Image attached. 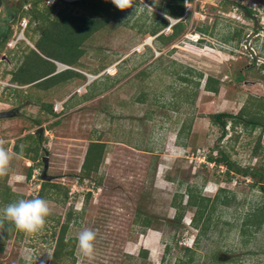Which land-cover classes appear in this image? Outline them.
I'll return each instance as SVG.
<instances>
[{
    "label": "rangeland",
    "instance_id": "374dc122",
    "mask_svg": "<svg viewBox=\"0 0 264 264\" xmlns=\"http://www.w3.org/2000/svg\"><path fill=\"white\" fill-rule=\"evenodd\" d=\"M240 1L253 9L251 18L218 0H185V32L172 45L158 51L154 36L134 26L144 14L142 7L146 2L141 0L142 6L125 9L118 20L86 44L87 51L76 69L91 79L75 77L47 89L20 86L10 80L11 74L4 76L5 70H15L23 62L24 49L18 47L23 41L37 45L45 55H61L49 37L38 39L32 25L24 28L25 39L20 38L12 47L10 43L21 32L23 19L11 24L14 33L0 48V111L18 107L19 113L0 119V147L11 157L7 172L0 175V209L22 197L40 198L45 181L42 156L46 151L48 175L52 176L47 181L58 183V187L49 188L41 197L50 212L39 231L29 234L14 227L6 236L0 249V264H26V255L31 256V264H50L64 223L68 224L66 237L71 239L65 247H73V255L60 257L56 264H176L187 259L185 247L195 250L193 264H264V224L260 230L243 224L248 213L257 208L264 210V189L254 185L251 177L229 179L224 165L207 161L211 151L217 155V150L226 145L236 166L264 165V130L241 125L234 130L228 123L226 136L219 140L222 131L210 118V114L221 111L237 114L249 102L243 113L264 120V0ZM45 2L48 4L47 0L39 1L38 7L42 8ZM20 4L21 0H2L0 24H6L10 11L21 14ZM67 11L82 13L86 8L71 5ZM205 26L211 33L201 35L199 27ZM236 28L243 30L242 39H227L228 32ZM164 30L171 33V24ZM200 36L203 43L198 41ZM148 38L154 56L146 50ZM27 57V68H31L37 57ZM190 69L203 73L197 90L198 78ZM104 73L117 74L111 79L113 82L101 84L108 85L104 91L83 100L79 95L87 91L88 83ZM178 75L193 80L187 84ZM209 75L220 80L217 92L204 87ZM240 75L242 80H238ZM74 93L79 95L67 102ZM47 104H52L57 114L48 112ZM185 116L194 117V123L184 138L187 146L183 147L177 143V133ZM40 128L42 132H38ZM37 135H42L39 141ZM94 138L106 143V152L100 169L86 177L81 166ZM35 145L39 146V153L32 160L29 157L36 156L31 149ZM256 145L260 148L254 156ZM15 146L28 153L22 154ZM153 166L156 180L155 176L151 179ZM195 185L209 197L225 187L227 191L221 196L226 194L230 200L229 204L218 203L212 209L211 227L197 246L199 231L192 222L189 224L195 208L187 207L183 220L178 221L173 200L175 193H185L188 186ZM185 202L186 197L182 204ZM70 211L72 219L68 222ZM0 216L7 219L2 211ZM145 218L151 219L150 226L142 224ZM151 227L156 228L160 238L152 254L148 250L146 258L139 257V252L128 256L134 253L139 234H146ZM84 229L96 233L91 258L82 255L77 246V234ZM166 243L172 249L162 260Z\"/></svg>",
    "mask_w": 264,
    "mask_h": 264
},
{
    "label": "trees",
    "instance_id": "16d2710c",
    "mask_svg": "<svg viewBox=\"0 0 264 264\" xmlns=\"http://www.w3.org/2000/svg\"><path fill=\"white\" fill-rule=\"evenodd\" d=\"M39 1L42 0H34L33 2L31 0H21L20 7L23 8L21 14L17 15V13L14 11H10V13L7 14V17L5 18L6 24H0V48L6 45V43L14 33L13 31H11V24L14 23L17 19H24L25 17H28L29 19L25 18L28 20L27 27L32 25V29V27L35 26L34 29L37 31V33H35L33 30L32 32L35 35L39 34L37 36L40 40L44 39L45 36L49 37L52 40V47L54 49L58 48L61 51V55L59 54L57 56H53L50 53H47L45 55L38 51V49L36 48L37 45L23 41L18 45V47L22 46L24 49L22 50V52L24 53L22 55V57L24 56L23 62L21 61V65L15 70H5L4 76L11 74L10 80L20 86L35 85L38 88L42 89H47L53 87L56 84L67 82L68 80L75 77L86 81L88 79V76L76 69V67L81 66L80 58L87 51L86 44L91 41L92 37L96 33L109 28V26H111V22L113 20H118L121 13H123L125 10H120L116 8L110 2V0H72L71 2H68L67 0H56L53 4L50 5L49 3L46 4L45 2V4L42 5V8L38 7L40 4ZM144 1L148 5L151 4V0ZM218 1L219 3L225 6L231 5L237 7L246 17H250V15L254 13L251 7H248L246 3H242V1L240 0ZM27 4H29L30 7L26 8ZM71 5H81L82 7L86 8V12L72 13L71 11H67L69 6ZM133 5L142 6L141 0H133ZM59 7L60 9H62L60 11H57L53 16L52 12ZM155 8L165 13L166 16L160 14L154 9L152 10L143 6L142 12L144 14L138 17L137 20L139 22L136 23L134 26H138L139 30L142 33L154 36L153 42L155 44L156 49L158 51H163L162 49L165 46L172 45L174 41H176L177 38L185 32L184 30L186 26V21H184V18H182L185 13V0H160L159 5ZM51 15L53 16V18L51 17ZM143 15L144 17H142ZM177 19L180 20L177 21ZM173 20L175 22H173ZM170 24L172 32L167 33L164 29ZM199 33L201 35L211 33L210 28L208 26L199 27ZM242 35L243 30L241 28H236L235 30L228 32L227 39L241 40ZM198 41L200 43H203L204 38H201L200 36ZM146 45V50L151 51L154 56V49L150 45ZM173 49L174 47L172 48V50ZM31 54L37 58L34 59V65L31 66V68H27V62L29 60V57L27 56H30ZM159 59L160 55L156 56V61ZM56 61L67 64L71 67L57 72ZM261 66L264 71V63L261 64ZM173 70L175 71V69ZM190 70L192 73L196 74V78H198L195 82L197 90L200 87L201 79L203 78V73L200 71H194L193 69ZM26 74H28V76H26ZM116 74L110 75L108 73H104V75H101V77L95 79L91 83H88L87 91L85 93L81 95L74 93L69 96L67 102H69L73 98H76L78 95L81 96L83 100H85L99 93L100 91H104L105 87L108 85H104L103 87L101 84H103L104 81L113 82L114 80L111 79L116 78ZM178 78L187 84L191 83L193 80L191 77L186 75H178ZM238 80H242L241 75L238 76ZM219 83V79L209 75L205 80L204 87L208 91L217 92L219 90ZM13 92L21 95L19 93V90L17 89H14ZM261 99L264 101V97ZM251 104L252 102L250 101V105ZM248 106L249 102L245 103L240 112H238L237 114H234L229 111H221L210 114L212 122L217 124L222 131L219 140L226 136L228 132V123L231 124L234 130L237 125H241L245 128L250 129L259 127L264 130V120L259 121L258 119L246 116L243 113V109H247ZM45 109L52 114H57L53 110L52 104H47ZM261 111L262 117H264V108ZM36 122L39 123L40 121L37 120ZM180 123L181 126L178 129V133L176 132L177 143L185 147L187 146L188 142L187 139L184 138H187L189 136L190 130H192L191 128L194 123V117L185 116ZM37 137L39 141L42 135H37ZM228 142L229 141H227V143ZM15 148H17L19 152H22V154L28 153L26 152L27 150L20 151L18 146H15ZM225 148H219L217 150V155H213V151H211L207 156V161L215 163L217 165H224L226 167L225 174L229 177V179L233 178L234 176L251 177L254 185L260 186L262 187V189H264V165L261 164L258 167H251L249 165L236 166L229 157L228 152L225 150ZM259 148L260 146L256 145L253 151L254 156L259 153ZM31 149L34 151L36 156L29 158L35 160L37 159V154L39 153V146L35 145V147H32ZM105 152L106 143L102 141L101 138H94L90 141L83 164L81 166V171L85 174L86 177H90L92 172H97L100 169L102 160L105 156ZM31 172L32 168L30 167L27 175L28 177L31 176ZM57 187L58 183H52L47 180L43 181L42 188L39 192L40 198L46 195V190H48L49 188L57 189ZM226 191L227 189L225 187H221L218 189L214 197H209L206 195H202L199 188H197L195 185L193 187L188 186L185 193H175L173 200L174 205L177 208V212L174 217L178 221L183 220L184 211L187 209V207L195 208L194 215L192 217V223L199 231L198 239L197 241H195L196 246L198 245L201 236L205 235L211 227V222L213 221L211 220L212 209H214L216 204L218 203L226 205L229 204L230 200L227 198L226 194L224 196H221V193ZM67 194L68 192H66V196ZM185 197L186 202L182 204V202H184ZM21 199H23V197ZM72 213L73 211H70L68 214V222L72 219ZM151 222L152 221L150 218H145V220L142 221V224H144L145 226H150ZM243 224L248 226L252 225L254 227V230H260L264 224V210H262V208H257L253 212L248 213L243 221ZM14 227L15 226L11 221L0 216V249L7 240L6 236ZM67 227L68 224L64 223L62 231L56 238L50 264H56L57 260H59L60 257H64L66 255H73V247H71L70 249L68 247H65L71 240L67 239L66 237ZM242 228V231L246 232L244 227ZM171 249L172 245L170 243H166L162 260H164L165 255L169 253ZM185 249L188 253L187 259H180V262L176 264H193L196 261L194 257L195 250L192 247H185ZM147 255L148 250L141 249L138 256L141 258H146ZM128 256L134 257L130 254Z\"/></svg>",
    "mask_w": 264,
    "mask_h": 264
},
{
    "label": "clouds",
    "instance_id": "9594fccd",
    "mask_svg": "<svg viewBox=\"0 0 264 264\" xmlns=\"http://www.w3.org/2000/svg\"><path fill=\"white\" fill-rule=\"evenodd\" d=\"M110 2L120 10L133 7V0H110ZM48 3H51V0H48ZM159 3L160 0H151L150 5L143 3V6L153 10ZM10 159L9 152L0 147V175L7 172ZM0 211H2L4 217L14 224L18 231L31 234L40 230L41 226L45 223L46 217L49 215L50 209L45 199L35 197L9 203L0 209ZM95 239L96 233L93 230L84 229L77 234V246L82 255L91 258L94 253ZM25 262L26 264H31L30 255L25 256Z\"/></svg>",
    "mask_w": 264,
    "mask_h": 264
},
{
    "label": "crops",
    "instance_id": "0c3cea01",
    "mask_svg": "<svg viewBox=\"0 0 264 264\" xmlns=\"http://www.w3.org/2000/svg\"><path fill=\"white\" fill-rule=\"evenodd\" d=\"M178 145L180 146V144H178ZM152 171H151V174H153V175L151 176V179L153 180V177L155 176V180H156V166L152 167ZM156 232H157L156 228L151 227L148 229V232L146 234H144V233L139 234V237L137 238V240L134 241V253H128V254H131V255L136 254L137 255V253L140 252L141 249H147V250L151 251V253H149V254H152V249L156 248V244L160 240L158 235H156ZM152 260L156 261V259H152ZM153 263H154V261H153Z\"/></svg>",
    "mask_w": 264,
    "mask_h": 264
},
{
    "label": "water",
    "instance_id": "95a60500",
    "mask_svg": "<svg viewBox=\"0 0 264 264\" xmlns=\"http://www.w3.org/2000/svg\"><path fill=\"white\" fill-rule=\"evenodd\" d=\"M1 5H2V0H0V9H1ZM88 77L90 78V75H88ZM18 113H19L18 107L13 108V109H9V110H3V111H0V119L1 118L14 117ZM38 132H42V128H40ZM42 161H43L42 177L45 180H51L52 176L48 175V167H49V153H48V151H46L45 155L42 156Z\"/></svg>",
    "mask_w": 264,
    "mask_h": 264
},
{
    "label": "built area",
    "instance_id": "2783aa9c",
    "mask_svg": "<svg viewBox=\"0 0 264 264\" xmlns=\"http://www.w3.org/2000/svg\"><path fill=\"white\" fill-rule=\"evenodd\" d=\"M48 1V0H47ZM56 0H52V2L50 4H53ZM27 23H28V20L27 19H23L22 20V23H21V26H22V30L21 32L19 33L17 39L15 41H13L12 43H10V45L13 47L15 46L17 40H19L20 38H24V28L27 26ZM56 64H57V72L59 71H62L64 69H67V68H70L71 66L67 65V64H64L62 62H59V61H56Z\"/></svg>",
    "mask_w": 264,
    "mask_h": 264
},
{
    "label": "bare ground",
    "instance_id": "6f19581e",
    "mask_svg": "<svg viewBox=\"0 0 264 264\" xmlns=\"http://www.w3.org/2000/svg\"><path fill=\"white\" fill-rule=\"evenodd\" d=\"M151 41V38H148V41L145 42V45ZM150 44V43H149ZM91 79V78H90ZM137 246V245H136Z\"/></svg>",
    "mask_w": 264,
    "mask_h": 264
}]
</instances>
